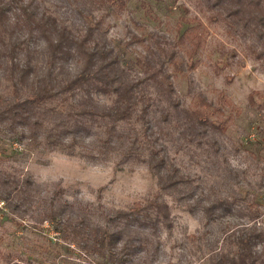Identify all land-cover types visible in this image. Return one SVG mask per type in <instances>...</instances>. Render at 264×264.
I'll return each mask as SVG.
<instances>
[{
  "label": "rangeland",
  "instance_id": "obj_1",
  "mask_svg": "<svg viewBox=\"0 0 264 264\" xmlns=\"http://www.w3.org/2000/svg\"><path fill=\"white\" fill-rule=\"evenodd\" d=\"M25 1L78 34L105 12L97 0ZM105 15L101 23L105 39L132 77L145 83L150 99L149 146L165 157L168 169L176 168L185 178L178 188L190 189L197 201L179 197L177 190L161 191L156 175L142 159L147 153H125L118 135L136 130L141 136L140 121L118 123L108 147L101 145L108 121L86 126L73 149L49 147L46 131L60 124L58 112L71 111L79 98L57 99L41 107L39 127L0 126V182L9 177L22 186L28 184L9 201L0 197V264H109L82 247L69 226L63 232L56 222L78 217L91 227L112 230L108 220L117 212L154 197L168 205L170 226H160L155 234L146 231L147 250L128 264H221L219 254L234 249L233 233L254 223L264 229V51L254 37L196 0H127L122 11ZM180 18L195 20L202 30L191 70L187 68L189 42L179 36L193 24L183 23L177 31ZM143 31L152 37L126 45L132 35ZM31 46L35 48L32 61L41 64L42 41L33 40ZM168 54L186 66L174 71L164 63L161 68L172 83L176 110L147 76ZM146 59L152 62L148 68L141 64ZM67 65L73 70L75 61L69 59ZM15 96L2 58L0 105ZM93 98L101 106L112 100L102 93H93ZM194 110L223 130L189 128L184 111ZM211 203L214 208L206 210ZM253 209L255 218L250 214ZM49 214L58 221L53 222Z\"/></svg>",
  "mask_w": 264,
  "mask_h": 264
},
{
  "label": "trees",
  "instance_id": "obj_2",
  "mask_svg": "<svg viewBox=\"0 0 264 264\" xmlns=\"http://www.w3.org/2000/svg\"><path fill=\"white\" fill-rule=\"evenodd\" d=\"M97 1L105 10L102 18L86 27L84 34H78L32 2L0 0V60L3 58L5 61L12 91L17 95L0 105V126L8 129L32 125L39 127V115L43 113L41 107L44 104L57 99L67 102L69 97L78 95L77 104L71 111L58 112L61 123L46 131L44 139L49 147L73 149L74 143L82 140L81 131L97 121H108L105 137L101 139V145L108 147L118 123L129 122L131 119L140 121L141 136L136 130L126 136L118 135L125 147V153H147V157L142 159L148 169L156 175L159 189L165 192L177 190L179 197L187 196L196 202L190 189L189 191L178 188L180 183L185 182V178L176 168L168 169L165 157L159 154L158 149L149 146L151 140L147 134V116L150 99L145 95V83L132 77L127 66L121 63L119 54L105 39L101 28L105 14L122 11L127 0ZM196 1L207 10L223 15L232 27H240L246 35L254 37L264 51V0ZM183 11L188 12L186 8ZM187 22L193 26L189 30L187 28L179 37L186 38L189 42L187 68L191 70L194 68L192 60L202 43V30L198 22L194 24L195 20L180 18L177 31ZM145 37L151 38L152 33L143 31L139 36L132 35L126 45L141 42ZM36 39L43 43L41 52L45 59L41 64L32 61L35 48L31 44ZM156 46L162 49L160 43L157 42ZM167 56L161 59L160 65L148 72L147 76L176 110L177 103L172 99V83L169 75L162 72L161 68L164 63H169L174 71H182L186 66L174 62L171 54ZM69 59L75 61L73 70L68 68ZM141 64L148 68L152 62L146 59ZM22 91L24 94L20 98L18 94ZM93 93L111 96L110 105H99L94 100ZM253 100L254 95H251L249 101L253 103ZM207 106L210 107V104ZM184 112L187 125L191 129L223 130L222 126L212 122L200 110ZM29 133L34 136L33 129H30ZM66 136H69L68 142H65ZM0 183V197L3 201H9L14 192L20 193L19 189L24 191L25 185H28L27 181L22 186L9 177L3 178ZM15 201L13 205L17 207ZM212 208L213 203L209 204L206 210L211 211ZM250 214L255 218L257 210L253 209ZM48 218L53 222L58 221L57 217L51 214ZM66 219L61 218L56 224L63 228V232H66L69 226L70 233L79 239L82 247L93 250L109 264L130 263L138 252L147 250L149 236L145 234L146 231L155 234L160 226H170L168 205L158 197L150 199L144 205L137 204L127 211L117 212L108 220L112 230L100 226L91 227L84 219L78 217ZM231 240L234 249L229 253L219 254L218 260L221 264H264L263 228L254 223L233 233Z\"/></svg>",
  "mask_w": 264,
  "mask_h": 264
}]
</instances>
